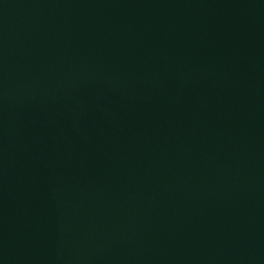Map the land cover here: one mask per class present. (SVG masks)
<instances>
[{"label":"water","instance_id":"1","mask_svg":"<svg viewBox=\"0 0 264 264\" xmlns=\"http://www.w3.org/2000/svg\"><path fill=\"white\" fill-rule=\"evenodd\" d=\"M0 264H264V0H0Z\"/></svg>","mask_w":264,"mask_h":264}]
</instances>
